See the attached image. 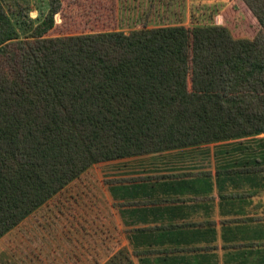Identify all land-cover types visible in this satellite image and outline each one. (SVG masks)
Returning a JSON list of instances; mask_svg holds the SVG:
<instances>
[{"label": "trees", "instance_id": "16d2710c", "mask_svg": "<svg viewBox=\"0 0 264 264\" xmlns=\"http://www.w3.org/2000/svg\"><path fill=\"white\" fill-rule=\"evenodd\" d=\"M47 2L23 39L0 2V239L100 163L213 149L218 183L264 174V0H241L251 40L217 25L46 37L63 6ZM188 226L135 230L132 258L206 251L168 233Z\"/></svg>", "mask_w": 264, "mask_h": 264}, {"label": "rangeland", "instance_id": "374dc122", "mask_svg": "<svg viewBox=\"0 0 264 264\" xmlns=\"http://www.w3.org/2000/svg\"><path fill=\"white\" fill-rule=\"evenodd\" d=\"M0 2L21 39L29 36L48 11L47 0ZM62 2L56 25L46 37L217 25L226 27L236 39L251 40L259 31L257 21L241 0ZM200 158L202 168L212 170V159ZM155 161L161 162L158 158ZM136 163L107 162L90 167L0 239V264H126L120 260V252L127 253L138 264L132 258V248L127 244L125 229L108 191L115 182L138 177L140 172L132 171L140 169Z\"/></svg>", "mask_w": 264, "mask_h": 264}, {"label": "crops", "instance_id": "0c3cea01", "mask_svg": "<svg viewBox=\"0 0 264 264\" xmlns=\"http://www.w3.org/2000/svg\"><path fill=\"white\" fill-rule=\"evenodd\" d=\"M202 154L170 151L113 161H136L140 168L132 169L140 172L132 181L115 182L108 189L128 246L135 230L147 229L142 234L148 236L151 228L188 224L168 231L171 238L188 239L190 247L209 248L170 255L174 263L264 264V174L253 175V182L244 176L232 182L226 176L221 184L215 176L213 153ZM200 157L212 159V170L202 168ZM181 199L185 202L173 201ZM157 233L162 232H153Z\"/></svg>", "mask_w": 264, "mask_h": 264}]
</instances>
